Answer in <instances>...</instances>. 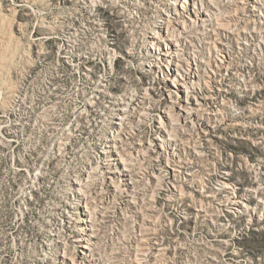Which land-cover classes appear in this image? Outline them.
<instances>
[{"label": "rangeland", "instance_id": "1", "mask_svg": "<svg viewBox=\"0 0 264 264\" xmlns=\"http://www.w3.org/2000/svg\"><path fill=\"white\" fill-rule=\"evenodd\" d=\"M172 1L0 0V264H264V0ZM185 6L208 21L180 35ZM179 41L202 95L169 118ZM98 88L128 97L119 119ZM223 165L233 193L254 189L241 213L224 211Z\"/></svg>", "mask_w": 264, "mask_h": 264}, {"label": "bare ground", "instance_id": "2", "mask_svg": "<svg viewBox=\"0 0 264 264\" xmlns=\"http://www.w3.org/2000/svg\"><path fill=\"white\" fill-rule=\"evenodd\" d=\"M183 2H186V1L183 0ZM189 2H190V0H189ZM172 3L175 6H178L179 4H181V0H173ZM180 9H181V12L184 13V15H182L183 17L181 16L182 20L180 21L178 19H174L173 22L171 23V24H176L178 26V32H179L180 35L185 30L186 26L192 27L193 25L196 26L198 22L203 24V23L208 21L206 12L205 13L201 12L202 15L199 14L198 17L196 18V17L191 16V14H190V12H193L192 8H188L187 6H185V7H181ZM136 10L138 12L141 11V9H139L138 7H136ZM157 13H159V17H161L162 12L157 11ZM184 18H186V20H184ZM240 20H242V19H240ZM169 25L170 24H169L168 20H166V19L165 20H163V19L159 20V22L155 26L156 29H157L156 30L157 34L161 35V36L168 37V35H170V34H168L170 31L168 32L166 30L169 28ZM19 28H20V26L17 28V30ZM164 33H166V34H164ZM148 37L149 38H153L155 36H153V34H150V35H148ZM150 42H152V40H150ZM153 43H155V42H153ZM178 43L179 44H177L176 47L174 46L172 48H169L168 52L165 54L166 57H169V58H174L175 57L176 59H171V60L170 59H165L164 60V61H166L167 66H170V67H168L166 69V71L169 72V76H167V78H166L167 82H168V84H170V88H171L169 93L173 94V92H174L176 94V96H177V99L175 98L174 100H171L172 106H169L167 111L163 110L164 115L169 117V118L174 116V112H172V109H175V112L178 115H181V114L185 115L186 114L188 116V115L192 114V112H194L195 105L197 104V97L200 98V95H202L201 94L202 87H201V85L199 83V79H202L203 76H202V74H198L196 72L199 69V64L197 63L199 61H198V59L195 60L193 62V64H195V65H192L190 63V60H189L190 57L187 55L186 58H183L184 60L186 59L185 64L187 66V67H184V64L181 63L182 52H180V49H179L181 42L179 41ZM164 44H166V46H168V44L166 42ZM146 47L150 48V46H148V45ZM162 48H164V47H162ZM194 57H195V55H194ZM225 63H228V61L226 62V61L220 60V63L217 64V65L215 64V65L217 66L219 71L222 70V69H224V71L229 70L230 69L229 65H225ZM219 71L217 73V76H218V79L220 80V78H222L223 74H225V73L220 74ZM213 74L214 73H213V71L211 69L210 70V74H207V75H208V77L211 78V77H213ZM98 85H99V87H103V89L107 88L109 86L108 83H104L103 80L98 82ZM96 91L99 92V95H101V96L106 97V96L109 95L110 97L114 98L115 104L118 105V107L116 109L118 111V113H116V119H119V112L124 110L125 106H127L129 104L128 97L125 96L124 94H116V93H113V92H110V91L109 92L103 91L102 88H98V89H96ZM189 93H191V94L188 95ZM190 97H191V100H189ZM196 108H198V106ZM184 115H182V116H184ZM186 117H184V118H186ZM178 119L176 118V120H178ZM87 123H89V122H87ZM114 123L117 124L118 121H114ZM105 139H107V138H105ZM108 141L110 142V144H107V145L104 144L103 150L101 151V154L102 155L103 154L108 155L109 157L112 158L111 159L112 161L116 162V165H118V166H116V168H117L116 172L120 173V176H122V181H123L124 187L128 188V186L130 185V181L128 179L129 169L126 166V163L124 164L125 161L123 162V157L119 154L118 149L115 146V141L112 140V138H109ZM263 159H264V157H261L260 160H259L260 162H258V164L261 165V163H262L261 160H263ZM109 170H111V169H109ZM231 175H232V172H231V169L228 166H224V165L221 166L220 170H219V173L216 174V176L214 177L215 180H216L215 184L217 185V188L219 190L229 193L228 195L230 196V198H228L227 201H226V206H225L224 211L227 214L232 213V212H237V213L240 212L241 213L242 211L247 209L248 203L251 200H253V199L257 200V199H255L256 196L253 195L254 189H249L248 190L249 192L247 193L246 198L242 197V195H238L236 193H233L231 190H232V186H234L235 184L232 183L233 181H230V176ZM116 185H117V183H116ZM114 187L116 189L118 187V185L114 186ZM230 193L232 195H230ZM207 196H210V195H207ZM121 199H122L123 202H126V199L123 196H122ZM89 218H87V217L85 218L84 217V218L78 220V223H81V224H79L80 225V228H79V234L80 235H79V237L77 239L74 240V241H76L77 246L80 248V253H82V254L85 253L86 249H89L88 246H87L88 243L86 242V240H89V237H92L91 233H89L90 228L86 224L89 221L88 220ZM64 258H65V256H64ZM66 260H68V257L65 259L64 262L66 264H71L72 261H66ZM72 264H74V263H72Z\"/></svg>", "mask_w": 264, "mask_h": 264}]
</instances>
